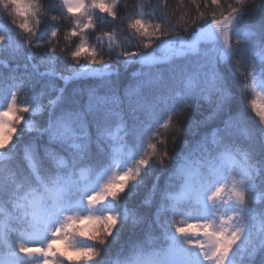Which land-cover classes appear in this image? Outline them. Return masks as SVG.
I'll return each instance as SVG.
<instances>
[{"label": "trees", "instance_id": "16d2710c", "mask_svg": "<svg viewBox=\"0 0 264 264\" xmlns=\"http://www.w3.org/2000/svg\"><path fill=\"white\" fill-rule=\"evenodd\" d=\"M192 36L202 39L195 49ZM0 112L12 129L0 151V258L23 251L35 229L23 214L35 191L40 208L64 205L77 240L92 184L111 205L76 243L79 264L153 253L189 264L180 234L225 208L236 228L226 264H264V0H82L75 11L64 0H0ZM78 171L67 191L46 189ZM187 178H219L226 195L180 197Z\"/></svg>", "mask_w": 264, "mask_h": 264}, {"label": "rangeland", "instance_id": "374dc122", "mask_svg": "<svg viewBox=\"0 0 264 264\" xmlns=\"http://www.w3.org/2000/svg\"><path fill=\"white\" fill-rule=\"evenodd\" d=\"M65 2L70 10H76L82 5V0H65ZM199 41L200 39L198 36H192L191 39L187 41V44H195L196 46ZM103 66H106V63ZM10 134V121L6 116L0 114V151L9 146ZM118 162V157H114L113 164L117 165ZM143 167L144 163L142 162L136 167V170ZM130 174V168L121 170L117 178L120 187L126 184ZM80 176V171L75 173L71 172L60 184L53 187L47 186V190L53 194H60L66 191ZM180 189L182 191L179 195L180 197L187 196L195 202L200 200L206 201L211 194H215L222 198L226 195V187L217 180L199 184L187 178L186 181L181 184ZM83 193L85 197V208L79 223L82 230L79 233L80 241L85 239L84 232L87 231L93 223L97 207L101 204L109 203L111 197L109 192H101L98 187L92 185H88L84 188ZM40 203V193L33 192L29 194L24 205L23 214L29 218L35 226V230L26 236V245L29 250L22 255L32 256L36 259L37 264H54L59 257H64L73 261L72 264H79L77 261L81 258L82 249L76 246L78 244L72 242L71 247H67L66 251L63 250V245L69 243V240L74 241V238L70 235L67 216L62 215L60 211L62 206L58 205L55 208L45 206L40 209ZM109 215L115 218L118 214L109 208ZM224 215L225 211L221 213V218L217 221H215L212 216L203 218L199 223L200 230L191 233L190 236L187 233L180 234L183 238L188 239L187 242L190 243L189 245H185V249L189 247L190 251L185 253L183 257L191 260V264H225L224 260L221 258L223 249L220 244L228 234L230 226ZM178 223L182 228H185L189 226L191 221L189 217L185 215ZM200 231L203 232V235H199ZM209 232L211 233L207 235ZM213 239L219 241V244L214 243ZM17 256V253L5 256L0 260V264H17ZM141 264H160V258L158 255H152L151 257L143 259Z\"/></svg>", "mask_w": 264, "mask_h": 264}, {"label": "water", "instance_id": "95a60500", "mask_svg": "<svg viewBox=\"0 0 264 264\" xmlns=\"http://www.w3.org/2000/svg\"><path fill=\"white\" fill-rule=\"evenodd\" d=\"M227 24L222 25L221 27H225Z\"/></svg>", "mask_w": 264, "mask_h": 264}]
</instances>
